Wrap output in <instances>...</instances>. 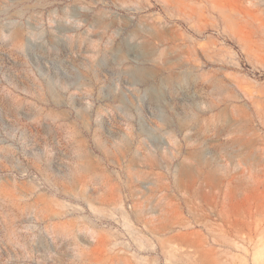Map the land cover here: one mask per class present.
<instances>
[{
	"label": "rangeland",
	"instance_id": "374dc122",
	"mask_svg": "<svg viewBox=\"0 0 264 264\" xmlns=\"http://www.w3.org/2000/svg\"><path fill=\"white\" fill-rule=\"evenodd\" d=\"M263 245L264 0H0V264Z\"/></svg>",
	"mask_w": 264,
	"mask_h": 264
},
{
	"label": "bare ground",
	"instance_id": "6f19581e",
	"mask_svg": "<svg viewBox=\"0 0 264 264\" xmlns=\"http://www.w3.org/2000/svg\"><path fill=\"white\" fill-rule=\"evenodd\" d=\"M263 249H264V245H263ZM264 251V250H263ZM260 256V255H259Z\"/></svg>",
	"mask_w": 264,
	"mask_h": 264
}]
</instances>
